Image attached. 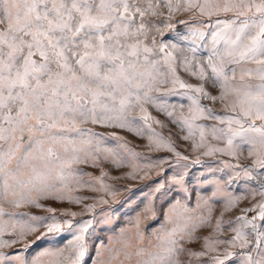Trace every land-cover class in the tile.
I'll return each instance as SVG.
<instances>
[{
    "label": "snow or ice",
    "instance_id": "snow-or-ice-1",
    "mask_svg": "<svg viewBox=\"0 0 264 264\" xmlns=\"http://www.w3.org/2000/svg\"><path fill=\"white\" fill-rule=\"evenodd\" d=\"M159 2L0 0V199L16 205L27 202L36 207H43L39 203L42 197L79 203V198L66 191L71 183H80L79 179H74L78 170L72 166L89 161L98 166L95 161L101 151L99 141L95 139L98 134L83 125L127 128L136 119L127 113L137 107L143 113L141 119L145 123L152 119L144 105L154 100L151 93L159 90L156 85L169 82L160 71L161 61L152 58L161 53L172 74V84L202 93L214 101H224L229 95L234 97L226 107H231L233 112L238 109L239 115L226 117L216 116L212 109L201 107L193 98L194 109H189L193 112L192 120L206 111L213 119L227 120L228 125L227 129L212 128L213 136L217 132L224 134L227 147H210L204 154L235 155V149L247 146L248 155L254 157L252 165L264 170V0H185V11L198 9L202 15L209 16L221 11L235 13L232 21L224 22L223 28L212 33L213 43L223 42L224 45L223 52L214 51L208 58L212 76L220 85L218 97L210 96L203 86L185 84L176 76L175 57L171 52H165L168 45H157L155 37L151 38L152 46L147 43L151 31L147 18L157 14ZM164 3L170 12L180 10L179 0L175 8L172 0H164ZM194 35L204 36L202 32ZM190 51L194 52L195 48ZM230 64L235 66L229 68ZM191 74L201 78L205 75L202 67L199 73ZM168 115L172 113L168 112ZM255 120L262 123L257 125ZM183 121L191 133L189 119L185 117ZM233 124L239 125V129L233 130ZM198 127L201 139L199 144H194L196 148L204 146V126ZM237 138L240 142L234 144ZM152 143L157 148H171V144L163 139ZM104 152L107 153L105 159L116 155L108 148ZM258 194L264 197V185ZM178 207H181L179 201L170 211L177 213ZM183 207L186 210V206ZM254 209L259 210L258 215L264 221V201ZM48 210L55 212L51 207ZM5 211L0 207V235L5 226L2 220ZM45 219L39 215L31 216L36 222ZM51 220L47 225L40 224L46 227V232L37 239L60 231L61 224L54 215ZM168 221L172 223L171 216ZM237 221L242 223L234 229L236 235L227 243L240 241L241 248L253 244L256 257L247 253V264H264V232L258 230L256 217L248 220L240 216ZM204 222L203 217L198 222H191L190 217L177 213L173 226H162L164 235L156 237L159 251L148 252V258L138 264H181L178 254L186 249L180 242L186 237L191 239L195 229ZM90 224L91 221H85L81 225V234L69 242L72 251L68 255L62 248L44 249L31 264H42L41 257H49L47 264H81L87 250L83 234L88 231L86 225ZM249 225L255 233L253 241L247 239L244 231ZM220 227L221 221L217 220L216 228ZM15 228L14 224V231ZM20 230L22 238L25 230L35 232L36 227L32 223L21 224ZM204 239L209 240L208 237ZM17 242L0 239V245ZM205 247L215 250L210 243ZM144 251L141 248L136 255L141 256ZM206 254L203 251L190 253L192 256ZM118 257L119 251L110 259ZM125 258L130 259L131 254L125 253ZM214 259L216 264H223L219 257Z\"/></svg>",
    "mask_w": 264,
    "mask_h": 264
},
{
    "label": "rangeland",
    "instance_id": "rangeland-1",
    "mask_svg": "<svg viewBox=\"0 0 264 264\" xmlns=\"http://www.w3.org/2000/svg\"><path fill=\"white\" fill-rule=\"evenodd\" d=\"M177 2L172 0L174 8ZM179 4L180 10L170 12L164 0H160L157 14L147 18L151 29L147 43L152 46L151 38L155 37L157 45H168L165 52H171L175 57L173 67L176 76L185 84L203 86L210 96L218 97L220 85L212 76L208 58L214 51L223 52L224 45L223 42L214 44L212 33L223 28L224 22L232 21L235 13L221 11L211 16L202 15L198 9L185 11V0H179ZM217 21L222 23L217 24ZM200 32L204 34L203 38L194 35ZM192 48H195L194 52L190 51ZM152 58L161 61L160 71L169 80L166 84L156 85L159 90L151 93L154 100L144 105L152 119L145 123L141 119L143 113L137 107L127 113L129 117L136 118L127 128L83 125L98 134L95 139L99 141L101 151L95 161L98 166H94L92 161L72 166L78 170L74 179H79L80 183H71L66 191L79 198V203L42 197L39 203L43 207H36L27 202L16 205L0 199V207L6 210L2 217L5 226L0 239L18 241L0 245V264H23L25 261L31 264L33 258L44 249L62 248L68 255L72 251L69 242L81 234V225L85 221H91V224L86 225L88 231L83 234L87 250L81 264H138V261L148 258V252L159 251L156 237L158 234L164 235L162 226H173L177 213L190 217L191 222H198L201 217L205 221L195 229L191 239L186 237L180 242V246L186 249L178 254L181 264H216L215 257H219L223 264H247V253L251 252L253 258L256 257V252L252 251L253 244L241 248L240 241L234 244L227 241L235 237L234 229L242 223L237 221L240 216L248 220L256 217L258 230L264 232V221L258 215L259 210L254 209L255 205L264 201V197L258 194L261 185H264V170L252 165L254 157L248 155L247 146L235 149V155L220 152L205 155L210 147H227L223 133L212 134L213 126L227 129V120L213 119L206 111L192 120L193 112L189 111L194 109L192 100L195 98L201 107L212 109L216 116H237L238 109L233 112L231 107H226L234 97L229 95L224 101H214L202 93L180 88L179 84L171 83L172 74L163 62V54ZM234 66L228 65L229 68ZM201 67L205 73L203 78L191 74L199 73ZM228 75L231 78V72ZM168 112L172 115L169 116ZM185 117L192 124L191 133L183 121ZM243 119L247 121V118ZM254 122L257 125L262 123L259 120ZM200 125L204 126V146L196 148L194 144H199L201 139ZM232 128L238 130L239 125L233 124ZM185 136L189 138L183 139ZM160 139L170 143L171 148H157L152 143ZM239 142L237 138L234 144ZM105 148L116 155H109L105 159ZM177 152L180 155H176ZM177 201L181 207H178L177 213H172L170 209ZM183 206H186V210ZM49 207L54 208L55 212H50ZM243 209L254 210L244 212ZM33 215L46 219L42 222L32 221ZM53 215L61 224L60 231L37 239L46 232V227L40 224L51 223ZM169 216L172 223L168 221ZM217 220L221 221L219 229L216 228ZM27 223H32L36 231L25 230L21 238L20 225ZM244 231L249 241L255 239L251 225ZM205 237L209 240L206 241ZM206 243H210L215 250L206 248ZM141 248L145 251L137 256ZM117 251L119 257L110 259ZM201 251L207 254L190 255L191 252ZM125 253H130L131 258L126 259ZM17 255L19 258H14ZM48 260L49 257H41L42 264H47Z\"/></svg>",
    "mask_w": 264,
    "mask_h": 264
}]
</instances>
